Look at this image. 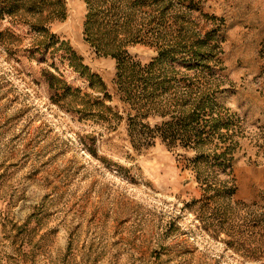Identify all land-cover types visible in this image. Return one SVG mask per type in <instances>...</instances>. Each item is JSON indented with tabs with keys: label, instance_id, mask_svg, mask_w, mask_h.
<instances>
[{
	"label": "rangeland",
	"instance_id": "rangeland-1",
	"mask_svg": "<svg viewBox=\"0 0 264 264\" xmlns=\"http://www.w3.org/2000/svg\"><path fill=\"white\" fill-rule=\"evenodd\" d=\"M9 1L0 264H264V0Z\"/></svg>",
	"mask_w": 264,
	"mask_h": 264
},
{
	"label": "trees",
	"instance_id": "trees-1",
	"mask_svg": "<svg viewBox=\"0 0 264 264\" xmlns=\"http://www.w3.org/2000/svg\"><path fill=\"white\" fill-rule=\"evenodd\" d=\"M1 4V7H3L5 10H7L8 12H11V8H10V5H11V1L9 0H1L0 2ZM113 55H117L118 53L116 52V50H112L111 52ZM143 82H144V79H142ZM145 83V82H144ZM135 84H138V83H135ZM139 87V86H137ZM197 104H199V102H197ZM199 106H196L193 108V110H190V111H187L185 114H184V122H189L191 123L193 120H194V116L195 114H197V111H196V108H198ZM212 126L209 127V129H213L211 133H213L214 131V127L213 126H216L214 123L211 124Z\"/></svg>",
	"mask_w": 264,
	"mask_h": 264
}]
</instances>
